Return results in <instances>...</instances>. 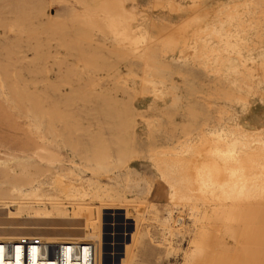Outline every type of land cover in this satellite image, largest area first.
Masks as SVG:
<instances>
[{"label":"rangeland","instance_id":"obj_1","mask_svg":"<svg viewBox=\"0 0 264 264\" xmlns=\"http://www.w3.org/2000/svg\"><path fill=\"white\" fill-rule=\"evenodd\" d=\"M20 236L95 264L264 255V0H0V241Z\"/></svg>","mask_w":264,"mask_h":264},{"label":"built area","instance_id":"obj_2","mask_svg":"<svg viewBox=\"0 0 264 264\" xmlns=\"http://www.w3.org/2000/svg\"><path fill=\"white\" fill-rule=\"evenodd\" d=\"M94 242H49L40 236L0 241V264H93Z\"/></svg>","mask_w":264,"mask_h":264},{"label":"bare ground","instance_id":"obj_3","mask_svg":"<svg viewBox=\"0 0 264 264\" xmlns=\"http://www.w3.org/2000/svg\"><path fill=\"white\" fill-rule=\"evenodd\" d=\"M234 100L235 99H232V98H230V97H228V98H226V100L225 101H227V103L229 104V106L230 107H232V105L234 104ZM218 114L220 115L219 116V123H223L224 122V119H223V117H222V114H223V112H222V110H220L219 112H218ZM223 131V130H222ZM219 140H220V143L222 142L221 141V136L219 137ZM223 140V139H222ZM222 146L223 145H221V149L220 150H222ZM222 154H224L223 152H221ZM157 155V154H156ZM158 156V155H157ZM162 156H163V154H162ZM233 157V156H232ZM157 161H160V159H158ZM201 175V174H200ZM226 178V177H225ZM205 230H202V231H200V232H198V234H197V236H200L199 238H201L202 240H203V238L204 239H207V236L208 235H205ZM133 236V235H132ZM131 236V237H132ZM134 237V236H133ZM198 238V240H200ZM133 239V238H132ZM194 240H197V238L195 239L194 238ZM113 241V240H112ZM64 242H68V241H64ZM111 245H113V243L111 244ZM130 253H131V248H129V246H125L124 247V250H123V259L125 260L126 258H128V256L130 255ZM110 255H112V254H110ZM259 255H260V258H259ZM113 257V256H112ZM250 257L251 258H256L257 260L256 261H254V260H251L250 262L252 263V264H264V255H263V253H262V251L261 250H254L251 254H250ZM262 257V258H261ZM98 258V254H97V257H94V260H96V259ZM98 262V261H97ZM122 263H124V262H122ZM93 264H95V262H93ZM98 264V263H97ZM100 264H101V261H100Z\"/></svg>","mask_w":264,"mask_h":264}]
</instances>
